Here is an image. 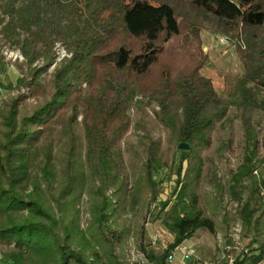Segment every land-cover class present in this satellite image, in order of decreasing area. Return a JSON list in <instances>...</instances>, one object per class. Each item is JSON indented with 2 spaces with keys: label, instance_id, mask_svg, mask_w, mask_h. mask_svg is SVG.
<instances>
[{
  "label": "trees",
  "instance_id": "trees-1",
  "mask_svg": "<svg viewBox=\"0 0 264 264\" xmlns=\"http://www.w3.org/2000/svg\"><path fill=\"white\" fill-rule=\"evenodd\" d=\"M179 15L189 28L182 47L194 53L195 42L201 64L188 73H163L148 85L165 46L181 34ZM204 15L216 31L230 35L242 66L231 93L242 109L246 139L229 178L234 189L264 158L250 117L264 106V0H0V35L24 58L26 74L16 84L27 90L0 109L1 264H100L80 233L77 200L87 185L95 198L93 223L100 233L115 232L108 224L116 225L124 208V140L131 129L141 131L132 167L138 182L144 179L149 200L160 192L153 175L177 163L172 198L159 202L161 223L173 241L160 256L148 255L151 264H167L169 252L197 230L214 232L197 183L201 154L210 150L231 102L200 73ZM57 44L70 55L58 64ZM4 66L0 56V72ZM28 98L34 104L27 105ZM149 121L167 132L174 147L184 143L189 150H162ZM239 237L250 246L264 240V196L258 212L244 206ZM260 260L243 255L232 264Z\"/></svg>",
  "mask_w": 264,
  "mask_h": 264
},
{
  "label": "rangeland",
  "instance_id": "rangeland-1",
  "mask_svg": "<svg viewBox=\"0 0 264 264\" xmlns=\"http://www.w3.org/2000/svg\"><path fill=\"white\" fill-rule=\"evenodd\" d=\"M209 19L211 17L205 16V21L199 27L200 50L206 57L200 73L212 80L221 98L231 102L225 117L216 124L217 128L210 150L201 154L202 165L197 183L202 205L207 215L214 220L215 228L212 233L199 229L191 239L178 246L191 251L190 260L183 262L177 251L172 261L166 260L167 264H232L238 256L251 257L253 254V260H258L264 255V251L257 252L264 249V240L250 246L239 237L240 219L244 206L248 205L253 212L260 210L264 196V158L252 171L251 177L242 180L234 189L229 187L231 171H234L242 157V147L246 141L242 109L238 104L239 100L231 94L235 82L242 74V66L231 45L230 35L216 31V27ZM178 21L181 29L180 36L165 46L163 57L147 75L146 84L157 83L163 73L171 72L174 75L177 72L188 73L197 64H201L195 42L192 43L194 53L182 47V38L189 34V28L184 26L185 21L180 15ZM23 36L21 34L20 38ZM218 38H226L228 43L223 44ZM53 50H55V63L57 64L61 59L70 57L59 44ZM0 56L5 65L0 72L1 109L4 103L18 94L27 95V90L20 89L16 84V80L26 74V68L23 66L24 58L20 51L11 44V40L2 38L1 35ZM55 63L50 64L42 75L43 84H47L56 66ZM261 97L260 95L259 99ZM34 102L33 98L26 100L27 105H32ZM147 112L153 117L150 109L147 108ZM129 113H133L132 107ZM250 117L261 155L264 156V106L255 108ZM148 126L152 136L160 141L162 150L170 153L171 150L181 151L169 142V136L161 126L151 121ZM140 141L141 131L135 132L132 129L124 140L125 146L129 145V148L124 151L123 159L124 173L127 175L128 183L124 190V208L119 211L120 215L118 214L119 216L115 219L116 225L111 222L108 224L115 232L112 233L105 229L106 232L100 233L93 223L91 211L95 198L88 194L87 185L77 200L80 233L88 247V253L93 254L92 256L100 264H106L108 260H111L110 264H151L152 261L148 255L160 256L173 241V235L161 223L162 214L159 212V202L172 198L173 191L177 187L175 175L177 163L175 161L172 167H165L153 175V180L159 184L160 192L155 202L149 200V192L145 187L144 179L138 182L134 174L135 169L132 167L133 158L140 151L138 144ZM186 167L187 163L183 162L182 173ZM233 190L239 197L236 200L231 196ZM110 200L114 204L116 197L111 196ZM225 217L230 219V227ZM260 262L264 264V261Z\"/></svg>",
  "mask_w": 264,
  "mask_h": 264
},
{
  "label": "built area",
  "instance_id": "built-area-1",
  "mask_svg": "<svg viewBox=\"0 0 264 264\" xmlns=\"http://www.w3.org/2000/svg\"><path fill=\"white\" fill-rule=\"evenodd\" d=\"M218 40L223 43L227 44L228 40L226 38H218ZM178 251V253L181 255V259L183 262L188 261L191 259V251L186 249L185 247H175L173 250H171L167 256V261H172L174 259L175 253ZM264 251V249H263ZM1 264V263H0ZM200 264V263H199Z\"/></svg>",
  "mask_w": 264,
  "mask_h": 264
},
{
  "label": "water",
  "instance_id": "water-1",
  "mask_svg": "<svg viewBox=\"0 0 264 264\" xmlns=\"http://www.w3.org/2000/svg\"><path fill=\"white\" fill-rule=\"evenodd\" d=\"M178 149L182 150V151H188L189 150V146L187 144L181 143L178 145Z\"/></svg>",
  "mask_w": 264,
  "mask_h": 264
},
{
  "label": "crops",
  "instance_id": "crops-1",
  "mask_svg": "<svg viewBox=\"0 0 264 264\" xmlns=\"http://www.w3.org/2000/svg\"><path fill=\"white\" fill-rule=\"evenodd\" d=\"M254 252H256V251H254ZM254 252H253V253H254ZM257 252H263V251H257ZM263 254H264V253H263ZM260 261H264V255L261 256V260H260ZM257 264H261V262H258Z\"/></svg>",
  "mask_w": 264,
  "mask_h": 264
}]
</instances>
